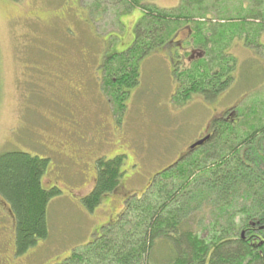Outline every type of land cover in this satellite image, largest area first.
<instances>
[{
    "label": "rangeland",
    "instance_id": "rangeland-1",
    "mask_svg": "<svg viewBox=\"0 0 264 264\" xmlns=\"http://www.w3.org/2000/svg\"><path fill=\"white\" fill-rule=\"evenodd\" d=\"M223 1L226 6L227 1ZM223 1L219 3L222 7ZM179 2L141 1L144 6L165 9ZM143 15L141 7H131L127 0H0V153L20 150L48 157L51 169L43 176L42 185L61 191L48 205L47 238L37 240L26 255H15V259H23V264H54L79 251L100 233L102 225L116 219L126 197L141 195L156 173L187 154L212 115L233 106L242 92L259 81L258 77H248L252 82L248 85L234 76L229 89L213 101L194 93L178 103L172 100L177 82L175 75L171 77V64L165 52L155 48L139 61V81L125 98L124 113L115 111V104L100 86L102 59L107 57L106 64L111 55L131 46ZM215 22L219 25L218 17ZM180 25L175 39L183 43L186 54L184 61L175 65L178 71L204 56L200 49L185 45L193 24ZM261 30L264 41V26ZM231 42L225 52L235 55L237 64L247 60L250 67L252 57L264 59L261 51L253 55L240 40ZM216 66L214 57L211 67ZM252 95L238 106L247 103L253 108L251 102H258L260 107L263 95ZM114 111L122 117L120 123ZM247 115L238 130L237 138L242 142L253 128L260 131L264 127L263 115L249 109ZM236 142L234 147L240 145ZM222 145H204L190 154L200 162L218 159L228 152ZM83 149L85 154L75 152ZM117 154H124L117 189L105 195L91 212L85 208L83 197L94 185L96 160ZM200 177L198 185L202 186L206 179ZM210 201L200 204L205 208ZM200 230L198 234L205 233Z\"/></svg>",
    "mask_w": 264,
    "mask_h": 264
},
{
    "label": "trees",
    "instance_id": "trees-1",
    "mask_svg": "<svg viewBox=\"0 0 264 264\" xmlns=\"http://www.w3.org/2000/svg\"><path fill=\"white\" fill-rule=\"evenodd\" d=\"M127 1L131 7H141L144 15L136 25L131 46L111 55L101 66L100 74L101 89L115 104V111L124 113L123 103L129 89L139 81L141 58L155 48L166 53L168 48L175 47L173 37L181 23L193 24L187 44L200 49L204 56L194 60L189 68L178 71L174 67L177 89L173 101L185 102L194 93L213 101L229 88L234 76L248 85L252 83L248 77H258L259 81L246 92L261 86L262 76L251 71V63L250 67L247 60L239 65L237 57L225 51L236 39L242 47L261 48L264 0H226V6L223 0H180L176 7L168 9L153 4L144 6L142 0ZM222 1L223 7L219 5ZM249 1L253 8L247 5ZM240 12L243 15L239 16ZM217 17L219 25L215 22ZM232 22L236 25H227ZM173 24L176 26L170 27ZM214 57L218 67L212 69ZM260 93L262 90L254 92ZM247 109L246 103L243 120L248 117ZM115 111L113 116L120 123L122 117ZM243 120L237 125L222 124L221 131L228 132L225 138L216 137L204 144H223L227 148L222 149L228 150L225 155L207 162H200L190 152L182 155L156 173L141 195L126 197L116 219L102 225L100 233L85 246L54 264H264V237L252 240L251 236L241 235L251 223L258 230L264 225L261 176L232 160L236 156L233 151L240 155L243 150L253 148L256 157L257 150L262 149L259 141L250 147L246 139L242 142L237 138ZM257 131L253 128L249 133ZM236 141L240 145L234 147ZM49 160L20 150L0 153V195L9 202L13 214L15 254L21 255L35 246L37 240L47 238L48 205L51 198L61 193L56 186L42 185L43 176L51 169ZM123 164L124 154L96 160L93 188L83 197L87 210L92 212L105 195L116 191ZM201 175L206 179L202 186L198 185ZM209 200L203 208L200 202ZM209 205L213 207L208 208ZM3 221L8 228V220ZM199 229L205 233L198 234ZM6 244L10 249V242ZM255 245L262 248L254 249ZM0 250L3 257L4 243L0 244Z\"/></svg>",
    "mask_w": 264,
    "mask_h": 264
},
{
    "label": "flooded vegetation",
    "instance_id": "flooded-vegetation-1",
    "mask_svg": "<svg viewBox=\"0 0 264 264\" xmlns=\"http://www.w3.org/2000/svg\"><path fill=\"white\" fill-rule=\"evenodd\" d=\"M251 7L253 8V5H251ZM175 36H176V34H175ZM175 36L173 37L174 38V44L173 45L175 47L168 48L166 53H165L168 57L170 64L172 65V68H171L172 79H173L172 72H174V67H175L176 63L180 62V61H184V54H186L185 50H183V48H185V46L183 45L182 42L180 43V41H177V39H175ZM259 41H260L261 48L256 49V47L255 48L251 47V52L253 55H254V52L257 53V51H261L262 55H264V41L261 40V37L259 38ZM185 45L191 46L190 44H187L186 41H185ZM179 50H181V51H179ZM193 50H191L190 52H192ZM190 52H189V54H190ZM106 59H107L106 56H105V58L102 59L101 66L104 64V61ZM260 59L261 58H258V57H252L251 71H254L255 73L261 74V76H262L261 88L262 89H260V90H262V95L264 97V59H261V60ZM258 88H260V87H258ZM223 92H225V90ZM223 92H220L219 94H221ZM254 92H255L254 89H252L251 91L246 92L245 94H242V98L239 101H236V103L233 106H231L232 108L231 107L225 108L220 113L212 115L211 121L209 124H207V126L203 130L202 135L200 136V139H203L206 137L205 138L207 140L206 143L209 140L214 139L216 137H218L219 138L218 140H220L221 138L226 136L228 133V132H222L221 131L220 127L222 124H225V125L226 124L237 125L239 123L241 124V121L243 120L242 119L243 118V116H242L243 107H239L238 105L245 97L249 98ZM251 105L253 106V108H251V107L249 108L250 112L256 111L257 113H259L261 116L263 115V117H264V100H262L260 107L257 104L254 105L252 102H251ZM247 112H248V109H247ZM263 125H264V120H263ZM244 139L247 140L248 145L250 147H252L254 145V143L257 141H259V143L262 144V147H261L262 149L257 150V152H258V154L256 155L257 158L253 155L254 149L250 148L246 152H244L245 150H243V152H241L240 155L236 151H233V153L236 154V156L234 158H232V160L234 162L240 163L241 166H243V167L249 168L251 170L254 169L255 171H257L258 176H261V179L264 183V127H262V130H260V131L258 130L257 132H254V133L252 132V133L247 134L246 136H244L243 140ZM206 143H204V144H206ZM79 151H81V150H79ZM79 151L75 150V152H77V153H80V154L84 153L85 154V150L82 152H79ZM245 153H248V155H246ZM74 158L75 157H70L69 159L74 160ZM257 164H258L259 168H257ZM77 165L79 166L80 163L76 164V166ZM262 202H264V198H263ZM0 207L4 211L3 214H0V244L4 243L6 245V250H5L3 257H0V264H17V263L23 264V259H15V255H18V254H15L17 251H16V248L14 246L15 231H14V224H13V220H12L13 214L10 211L9 202H7L1 195H0ZM3 219L8 220V222H7L8 228H7L6 224L2 223ZM241 235L243 238H245L244 235L245 236H251L252 240H256L257 238H263L264 237V225L260 226L259 230H258L256 228V224L251 223L250 227L247 228L246 231H243L241 233ZM8 241L10 242V249L6 244V243H8ZM252 247L254 249L262 248L259 245H255ZM28 251H29V249H27V251L23 254L26 255L28 253ZM1 258H3V259H1Z\"/></svg>",
    "mask_w": 264,
    "mask_h": 264
},
{
    "label": "water",
    "instance_id": "water-1",
    "mask_svg": "<svg viewBox=\"0 0 264 264\" xmlns=\"http://www.w3.org/2000/svg\"><path fill=\"white\" fill-rule=\"evenodd\" d=\"M205 140H199V141H196L194 142L190 148L193 149L194 147L198 146V145H201Z\"/></svg>",
    "mask_w": 264,
    "mask_h": 264
}]
</instances>
